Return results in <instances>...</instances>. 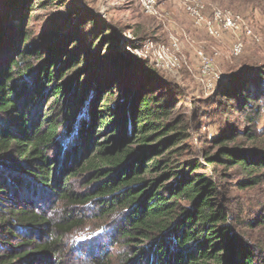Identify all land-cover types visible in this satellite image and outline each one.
Listing matches in <instances>:
<instances>
[{"label":"trees","instance_id":"1","mask_svg":"<svg viewBox=\"0 0 264 264\" xmlns=\"http://www.w3.org/2000/svg\"><path fill=\"white\" fill-rule=\"evenodd\" d=\"M102 24L88 35L94 42L83 36L70 47L68 27L44 49L27 45L28 31V47L0 56V264H67L77 254L87 264H264V250L235 229L222 188L202 172L238 168L242 189L264 181V146L235 144L264 135V93L244 81L224 90L243 102L245 125L216 137L204 163L179 160L190 138L177 107L184 95L147 60L136 74L137 60L123 52L92 58L95 44L115 40ZM84 103L65 144L62 131ZM90 216L103 228L69 245Z\"/></svg>","mask_w":264,"mask_h":264},{"label":"rangeland","instance_id":"2","mask_svg":"<svg viewBox=\"0 0 264 264\" xmlns=\"http://www.w3.org/2000/svg\"><path fill=\"white\" fill-rule=\"evenodd\" d=\"M142 1L0 0V39L3 38V42H0V56L13 57L19 50L28 47L21 43L24 33L28 31L31 35L27 45L33 44L44 49L43 47L50 45L49 41L54 31L59 33L68 27L64 35L67 32L72 34L66 42V46L70 47L73 43L81 41L83 36L93 41L88 35L96 32L98 28L95 25L106 22L109 28L107 32L114 36L115 40L100 47L95 44L92 47L95 56L92 58L97 56L107 62L109 60H106V55L116 56L118 52H123L137 60L133 64L136 74H140L145 66L141 61L147 60V67L150 66L149 68L163 76L172 89L181 91L185 102L183 104L179 102L177 107L179 106L186 116L190 126V138L186 142L185 153L178 159L204 163L203 155L207 151L212 154L217 152V148H214L216 137L241 129L245 125L240 113L236 111L243 102L223 95V91L230 90L237 81H244L257 94L261 91L264 93V78L252 76L248 79L251 70H256L264 76V0H202L207 6L205 15L211 16L215 9L232 11L241 14L246 24L253 30V37L242 36L244 49L239 56L231 55L235 37L227 31L219 38L208 35L205 27L197 25L190 17L184 0H155V8L151 9L152 14H149V9ZM76 14H79L80 18L74 20ZM29 19L30 26L27 24ZM106 24H102L101 28H105ZM172 37L180 39L184 56L182 64L177 69H172L167 64L171 63L172 59L157 63L153 54L151 59L133 54L135 49H138L139 53L145 50L151 42L155 46L158 44L169 46L173 41ZM195 47H202L208 55L213 56L215 69L222 74L211 91L201 82ZM214 51H217V55H214ZM65 56L66 53L62 59H65ZM243 69V72H239ZM79 79L81 85L85 83L80 77ZM49 105L51 101L48 100L46 108ZM78 110L72 126L62 131V141L65 144H68L71 138L75 139L74 133L79 118L86 117L85 103ZM263 123L264 119L261 120L259 128ZM237 142L235 144L240 147L262 148L264 135L259 138L257 145L249 143L246 138H239ZM235 144L227 145L231 147ZM237 169H226L221 166L204 167L202 172L222 188L223 196L231 210V223L235 229L244 234L252 244L264 250V224L256 223L255 227L252 225L257 216L264 215V181L254 187L242 189L237 182L244 175ZM58 209L64 210L60 207ZM102 222L96 216L88 217L86 225L75 230L78 236L70 237L69 245L76 239L80 241L89 239L103 228ZM116 253L119 256L122 254L119 249ZM67 264H87V261L77 254L69 258Z\"/></svg>","mask_w":264,"mask_h":264},{"label":"built area","instance_id":"3","mask_svg":"<svg viewBox=\"0 0 264 264\" xmlns=\"http://www.w3.org/2000/svg\"><path fill=\"white\" fill-rule=\"evenodd\" d=\"M186 10L189 12L190 17L196 21L197 25L204 26L206 32L211 37H218L223 32H229L235 37V41L232 44L231 55L239 56L244 49L243 37H253V30L246 24L245 18L241 14L225 11L221 9L213 10L211 16L205 15L206 2L202 0H184ZM144 5L149 9V14L153 13L155 8V0H143ZM243 35L241 37L240 35ZM173 41L171 45L158 44L157 46L151 42L149 46H146L145 50L139 53L138 49H135L133 54L142 56L146 59H151V54L156 58L157 63L167 62L168 59H172L171 63H167L172 69H177L182 64L183 53L181 48V41L179 38L172 37ZM217 55V51H214ZM195 53L198 57L199 69L201 71V82H203L205 88L212 90L215 87V83L221 79L220 74L214 66V57L208 55L202 47H195Z\"/></svg>","mask_w":264,"mask_h":264}]
</instances>
